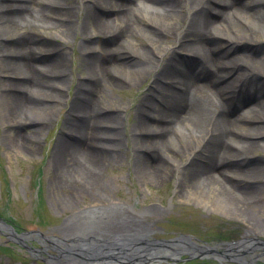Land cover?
Returning <instances> with one entry per match:
<instances>
[{"label":"bare ground","instance_id":"1","mask_svg":"<svg viewBox=\"0 0 264 264\" xmlns=\"http://www.w3.org/2000/svg\"><path fill=\"white\" fill-rule=\"evenodd\" d=\"M81 10L83 14L79 15ZM137 18L144 25H139ZM33 24L66 36L69 32L86 39L96 32L113 36L101 49L92 47L89 41L83 44L86 76L78 83L67 115L71 139L62 141L54 157L69 179L85 177L87 184L93 183L91 177L80 174L77 162L84 163L82 170L85 165L95 167L107 159L112 149H117L112 145L120 135L114 124L116 118L109 113L93 118L91 111L94 94H100V87L112 77L110 71L119 69L139 75L157 71L152 90L138 108V125L132 136L137 159L145 167L143 179L154 178L158 170L166 173L170 163L178 166L177 160L162 153V146L167 154H181L187 161L199 149L205 150L206 166L192 174L201 183L214 182V175L220 173L218 166L231 162L227 165L231 168L222 166L225 191L242 187L245 173L262 174V168H242L250 153L264 144V0H0L1 28L9 33L22 30L12 41L15 45L0 53L5 76L13 72L20 75V81L8 79L2 84L3 117L14 124H19L21 109L22 114L51 113L56 104H44L42 100L61 101L55 91L66 88L68 81L61 69L64 61L43 62L39 68L38 62L31 59L28 50L33 51L34 39L24 29L27 31ZM169 37H175L181 47L171 48L167 44L171 42ZM4 38L5 35L2 41ZM125 38H141L145 43L140 47L128 42L124 47ZM40 48L35 46L34 52ZM166 53L168 58L162 61ZM138 66L141 68L136 69ZM249 101L255 102L256 109L246 115H231L232 106L240 108ZM102 127L108 129L104 131ZM41 129L37 124L36 130ZM175 138L182 139L181 145ZM189 139H196L192 147L185 143ZM168 142L171 147H166ZM73 152L76 161L71 164L66 159ZM74 217L67 221L74 227L64 224L60 228L63 239L84 234ZM6 231L15 238L12 230ZM192 244L186 237L175 242L186 249ZM56 257L70 258L61 251Z\"/></svg>","mask_w":264,"mask_h":264},{"label":"rangeland","instance_id":"2","mask_svg":"<svg viewBox=\"0 0 264 264\" xmlns=\"http://www.w3.org/2000/svg\"><path fill=\"white\" fill-rule=\"evenodd\" d=\"M82 14L81 10L79 15ZM137 23L144 25L140 18H137ZM6 31L0 26V53L15 45L12 41L22 32L20 29L12 33ZM24 32L34 39L31 44L33 51H28L32 54L31 59L38 62L37 67L43 62L64 61L61 69L66 73L64 75L68 81L66 88L55 91L61 101L42 100L44 104H56L51 113L28 111L22 114L21 109L19 124L10 123L3 117L2 84L8 79L20 81V75L13 72L5 76L0 59V220L12 226L17 234L32 233L21 242L0 230V264L65 263L51 259L48 253L58 255L59 248H63L56 241L63 238L60 228L64 224L74 227L71 221L67 223L70 217L92 205L117 204L124 207L116 215L125 217L121 225L125 231H154V236L160 240H172L186 235L199 245L211 246L218 244L221 239H236L245 234L264 238V144L250 153L248 162L242 168H262V174L245 173V179H241V184H244L236 188V191L230 188L225 191L222 187L225 185L222 166L231 168L227 166L231 162L218 166L220 173L214 175L216 180L212 183H201L192 178L196 169L206 166L208 155L202 148L187 161L181 154H167L162 146V153L177 160L178 166L170 163L166 173L161 174L158 170L154 178H142L145 167L137 159L132 136L138 125V108L153 88L157 72L155 69L145 75L127 73L120 69L110 71L112 77L100 87V94L93 96L91 114L97 118L98 114L104 116L109 113L116 118L114 124L118 125L120 135L119 140H113L112 145L117 149H112L107 155L110 157L95 167L85 165L82 170L84 163L77 162L75 166L80 174L91 177L93 183L87 184L85 177L69 179L64 170L60 169L58 158L55 160L54 157L62 141L71 139L67 129V115L74 103L78 83L86 76L83 72V44L89 41L92 47L101 49L113 36L96 32L87 40L78 33L69 32L66 36L57 34L59 32L55 29L42 30L37 24H33L27 31L24 29ZM131 40H123L124 47L128 42L140 47L145 43L141 38ZM169 40L171 42L167 44L171 48L177 50L181 47L175 37H169ZM118 41H122V38L115 39L116 43ZM36 44L41 48L34 52ZM167 58L166 53L161 60ZM8 60L11 61V58ZM262 61L264 63V56ZM253 109H256L255 102L249 101L240 108L232 106L231 115H246ZM37 119L43 121H33ZM37 124L42 127L39 132L36 130ZM102 128L104 131L108 129ZM174 140L178 141L177 144L181 143L179 140L182 141L181 138ZM185 143L192 147L196 139L185 140ZM166 147H171V143L168 142ZM68 156L66 160L74 164L76 154L73 152L71 156L68 153ZM222 202H225L224 206L219 207L218 204ZM43 237H49L50 240ZM212 261V264L218 263ZM224 263L236 264L229 261Z\"/></svg>","mask_w":264,"mask_h":264},{"label":"water","instance_id":"3","mask_svg":"<svg viewBox=\"0 0 264 264\" xmlns=\"http://www.w3.org/2000/svg\"><path fill=\"white\" fill-rule=\"evenodd\" d=\"M26 235V234H25ZM78 260H83V259H81V257H78Z\"/></svg>","mask_w":264,"mask_h":264}]
</instances>
